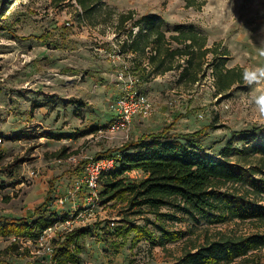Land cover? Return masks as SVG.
<instances>
[{"label": "rangeland", "instance_id": "rangeland-1", "mask_svg": "<svg viewBox=\"0 0 264 264\" xmlns=\"http://www.w3.org/2000/svg\"><path fill=\"white\" fill-rule=\"evenodd\" d=\"M56 1L0 0V216L25 217L29 210L45 202L53 182L51 209L69 215L74 222L73 229L89 227L92 230L81 242L84 251L79 264H121L123 259L120 257L117 261L114 256L115 238L110 234L125 218L126 204L120 201L90 208L84 203V193H75V178L82 169L81 164L89 158L108 152L117 154L127 141L161 132L172 122L157 121L152 116L136 120L130 134L100 133L105 130L111 113L109 110L92 112L95 107L89 103L97 100L94 95L97 85L90 82L92 86H84L76 80L90 81L92 76L87 71L95 72L97 66L118 75L117 66L100 52L112 48L113 25L109 22L94 27L79 23L75 1L64 4ZM103 1L119 14L134 12L136 18L157 14L165 20L163 29L168 35L176 26L183 25L187 30L194 29L207 36L210 47L220 44L222 50L229 51L226 68L247 72V80L253 83L244 81L224 96H217L212 66H204L200 82L188 88L177 84L178 72L169 74L166 84L179 91L173 92L172 97L178 101L175 97L184 96L181 109L189 108L186 118L180 120L173 132L203 131V154L216 159H222L221 153L232 140L234 152L229 163L235 168L251 166L257 172L256 177L264 181L263 161L253 156L249 145L241 140V134L264 128V114L258 104V98L264 94V72L260 71L264 69V56L258 51L264 46V0H200L205 2L201 10L188 9L183 0ZM121 31L125 33V29ZM41 36L45 38L40 40ZM209 58L212 60V56ZM33 105L35 111L31 117ZM87 106L90 108L83 111ZM21 134L27 137L10 140ZM127 179L137 182L138 175L129 174ZM61 198H68V202L61 205ZM131 220L145 225L144 219ZM174 226L173 230L186 233L184 239L170 243L165 250L152 249L151 242L142 241L133 246L125 262L176 264L186 248L193 242H205L207 235L211 238L218 233L249 236L264 229L262 223L239 221L196 229L187 219ZM61 230L49 232L42 243L21 239L19 252L8 255V261L25 264L34 258L48 260V247L54 248L51 239ZM133 237L126 245H133ZM13 241L14 238L0 237V251ZM26 249L30 255H26ZM248 259L251 264H264V249Z\"/></svg>", "mask_w": 264, "mask_h": 264}, {"label": "trees", "instance_id": "trees-1", "mask_svg": "<svg viewBox=\"0 0 264 264\" xmlns=\"http://www.w3.org/2000/svg\"><path fill=\"white\" fill-rule=\"evenodd\" d=\"M71 1L79 8V23L94 27L109 22L113 25L114 40L120 43L124 53L133 55L132 71L142 82L175 71L179 73V85L195 86L204 75V66H212L217 96H224L245 81L243 70L226 68L229 51L222 50L220 44L208 47V37L194 29L179 25L168 35L163 29V17L147 14L136 18L134 12L119 14L103 0H58L56 3ZM183 1L188 9L201 10L205 5L200 0ZM122 29H125L123 34ZM135 29H139L137 34H134ZM44 38L41 36L40 40ZM139 58L147 61L149 69L142 68ZM180 119L181 116L175 117L161 132L127 141L117 154L108 152L96 157L114 156L119 162L114 171L104 176L100 193L102 206L121 201L127 207L125 218L110 234L115 238L112 242L115 254L120 253L132 235V248L147 241L151 242L152 249L165 250L170 243L186 237V233L173 230L174 225L186 219L192 221L196 229L236 221L264 225V181L256 177V170L251 166L235 168L229 163L234 152L232 140L221 153L222 159L204 155L201 138L205 133H174ZM26 137L21 134L10 140ZM241 140L264 165V128L241 134ZM87 162L81 164L83 168ZM134 171L142 172L143 179L130 182L126 175ZM53 191L52 182L45 202L29 210L23 218L0 216V237L14 238L8 248L0 251V264H14L7 257L19 252L21 239L36 244L46 231L69 219V215L51 209ZM131 218L144 219L145 225H137ZM91 233L89 227L59 233L51 241L54 248L48 260L34 258L25 264H79L84 251L81 242ZM214 238L207 235L205 242H193L176 264H235L237 261L251 264L248 257L264 249V229L249 236L218 233ZM25 251L30 255L29 249Z\"/></svg>", "mask_w": 264, "mask_h": 264}, {"label": "built area", "instance_id": "built-area-1", "mask_svg": "<svg viewBox=\"0 0 264 264\" xmlns=\"http://www.w3.org/2000/svg\"><path fill=\"white\" fill-rule=\"evenodd\" d=\"M69 25V24H68ZM139 29H135L137 34ZM115 39V35H113ZM112 43L110 50H100L101 53L111 61L119 69L117 78L123 84L122 95L110 104V108L115 115L114 120L109 123L105 130L108 135L119 133L130 134L135 120L149 119L154 115L155 105L152 100L141 91V79L132 71V63L130 59L132 54H126L122 51L120 43ZM119 165L117 157H99L89 158L84 165L82 176L75 182V193H84V203L90 208H96L100 203V193L103 190L102 180L106 174L114 171ZM74 196V193H70ZM68 202V198H61V205ZM74 222L71 218L63 223L58 224L54 228L49 229L40 238L42 243L47 238V234L56 229L61 231H70L73 229ZM62 233V232H61ZM53 239H51L52 241ZM49 256L53 252V248L48 247Z\"/></svg>", "mask_w": 264, "mask_h": 264}, {"label": "crops", "instance_id": "crops-1", "mask_svg": "<svg viewBox=\"0 0 264 264\" xmlns=\"http://www.w3.org/2000/svg\"><path fill=\"white\" fill-rule=\"evenodd\" d=\"M112 34L114 35V32H112ZM209 45V43H208ZM210 47V45L208 46ZM142 62V68H148V64L147 61L144 59L142 60L141 58H139V62ZM100 69V70H99ZM175 71L166 73L165 75L162 76H157V77H153L151 79H149L148 81H143L140 89L142 92H144L154 103L155 105V112L153 115V118L156 119L157 121H163L165 123H171L173 121V119L175 117L181 116V121L184 120L186 118L188 109H181V106H183L185 104L184 102V96H180L175 97L177 100H174V97H172L173 92L178 93L179 91L177 90H172V88H169L168 84H166L165 78L169 75V74H173ZM87 73H89L90 76H92V78L90 79V81H86L85 80H76L77 82L79 81L81 85L84 86H88L91 85L92 83L93 85H97V90H95L94 95L97 98V100H101L103 102H105L106 104L101 105V101H97L95 100V103H89L90 105H94V109L92 110V112H101V111H106L109 110L111 113V118L110 120L107 122L108 124L111 123L114 118L115 115L112 112L111 108H110V104L115 101L118 97H120L122 94V87L123 84L118 80L116 73H112L110 71L107 70V68H103V66H97V70L94 71H87ZM71 79V77H70ZM92 82V83H90ZM68 83H73V81L68 82ZM178 84V83H177ZM179 85V84H178ZM182 85L185 86L184 83L180 84L179 86L181 87ZM188 88V87H186ZM188 92V89H186ZM111 97H114V100H111ZM100 103V104H99ZM179 104H181L179 106ZM177 105V106H176ZM187 107L189 106V102L186 104ZM39 108V107H38ZM90 107L87 106L86 108H83V111H86L87 109H89ZM35 111V105L32 106V116L33 117V112ZM185 117V118H184ZM140 120H145V119H137V122ZM180 120L177 122V124L180 122ZM171 121V122H170ZM136 122V120H135ZM108 124H106L105 126H107ZM176 124V125H177ZM170 125V124H169ZM177 127V126H176ZM176 127H174V129H176ZM112 155H114L112 153ZM133 173H137L138 175V179L137 181H140L143 179V174L140 171H134L132 173L129 174H133ZM83 174V167L80 171V173H78L77 177L75 178L76 180H78ZM127 174V175H129ZM126 175V177H127ZM132 245V244H131ZM131 245H126L120 253L115 254L114 256L117 258V261H119L120 257L123 259L121 264H129L128 262L126 263L125 261H127V254L132 253L133 249ZM168 248V246H167ZM166 248V249H167ZM155 250L157 249H162L160 247H155ZM153 252V251H152Z\"/></svg>", "mask_w": 264, "mask_h": 264}, {"label": "clouds", "instance_id": "clouds-1", "mask_svg": "<svg viewBox=\"0 0 264 264\" xmlns=\"http://www.w3.org/2000/svg\"><path fill=\"white\" fill-rule=\"evenodd\" d=\"M258 51H259V54H260L261 56H264V46L259 47V48H258ZM260 71L264 72V69H262V70H260ZM247 75H248V73L246 72V73H245V81H246V83H249V84L253 83V81H249V80H247ZM258 104L261 106V112H262V114H264V94H262V95L258 98Z\"/></svg>", "mask_w": 264, "mask_h": 264}]
</instances>
